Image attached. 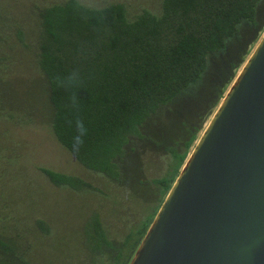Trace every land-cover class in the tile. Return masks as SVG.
Masks as SVG:
<instances>
[{"label":"trees","instance_id":"1","mask_svg":"<svg viewBox=\"0 0 264 264\" xmlns=\"http://www.w3.org/2000/svg\"><path fill=\"white\" fill-rule=\"evenodd\" d=\"M263 2L163 0L158 14L144 9L130 17L122 2L97 6L62 0L36 5L41 30L35 60L48 85L50 124L57 139L87 170L135 193L131 178L158 190L159 204L144 198L150 203L148 215L129 221L122 240H115L101 219L95 220V258L89 264H105V252L108 264H129L205 123L246 61L249 46L258 39ZM13 27L0 11V41L12 48L16 36L30 48L24 30ZM1 44L3 81L11 55ZM200 82L207 84L204 94L211 98H195L191 112L178 115L180 97L191 95ZM0 111H6L3 105ZM161 152L170 159L166 173L146 179V158ZM40 170L57 186L99 190L79 175ZM35 225L43 234L51 232L43 219ZM15 236L0 227V264H31L29 245L19 251L23 245Z\"/></svg>","mask_w":264,"mask_h":264},{"label":"rangeland","instance_id":"2","mask_svg":"<svg viewBox=\"0 0 264 264\" xmlns=\"http://www.w3.org/2000/svg\"><path fill=\"white\" fill-rule=\"evenodd\" d=\"M54 1L62 0H0L3 20L14 25L12 30L19 25L31 44L30 48L24 47L16 36L12 48L0 41L11 55L8 59L10 69L0 81V105L6 109L0 111V227H5L10 235H18L14 238L23 245L18 247L19 251L29 245L31 264H85L86 259L92 258V248L96 245L92 224L97 218L109 228L108 233L115 240H122L129 221L136 222L138 217L148 215L150 203L143 199L156 202L154 205L160 200L157 189L138 183L134 178L131 182L137 193L87 170L57 139L50 124L53 107L48 85L35 60L36 41L41 30L36 5L45 6ZM81 1L97 6L122 2L130 17L144 9L158 14L163 0ZM261 12L264 13V2ZM261 28L258 39L249 46L246 60L264 35V24ZM206 87L205 82H200L191 90L194 98H187L190 93L180 97L177 114L191 112L195 98L207 102L211 95L204 94ZM145 161V178L152 179L166 173L170 159L161 152L158 156H148ZM41 167L79 175L99 190L80 192L57 186ZM37 219L47 222L51 229L49 234L37 229Z\"/></svg>","mask_w":264,"mask_h":264},{"label":"water","instance_id":"3","mask_svg":"<svg viewBox=\"0 0 264 264\" xmlns=\"http://www.w3.org/2000/svg\"><path fill=\"white\" fill-rule=\"evenodd\" d=\"M129 264H264V35Z\"/></svg>","mask_w":264,"mask_h":264},{"label":"flooded vegetation","instance_id":"4","mask_svg":"<svg viewBox=\"0 0 264 264\" xmlns=\"http://www.w3.org/2000/svg\"><path fill=\"white\" fill-rule=\"evenodd\" d=\"M92 258H95L93 252H92ZM92 258L86 259L85 264H89L91 262ZM102 261H103V263L108 264V254H107V252L103 253Z\"/></svg>","mask_w":264,"mask_h":264},{"label":"clouds","instance_id":"5","mask_svg":"<svg viewBox=\"0 0 264 264\" xmlns=\"http://www.w3.org/2000/svg\"><path fill=\"white\" fill-rule=\"evenodd\" d=\"M78 127H83V124H82V122H78Z\"/></svg>","mask_w":264,"mask_h":264}]
</instances>
